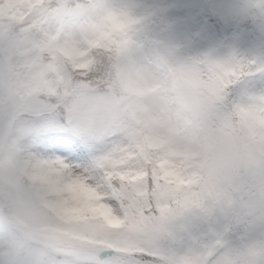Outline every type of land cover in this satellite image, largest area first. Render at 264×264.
<instances>
[{
	"label": "snow or ice",
	"instance_id": "1",
	"mask_svg": "<svg viewBox=\"0 0 264 264\" xmlns=\"http://www.w3.org/2000/svg\"><path fill=\"white\" fill-rule=\"evenodd\" d=\"M111 2L128 23H140L135 5ZM203 61L226 108L250 128H264V61ZM32 150L64 158L55 173L38 170L22 198V211L48 242L42 264H264V227L240 239L227 229L196 233V218L231 204V188L154 159L116 132L99 142L49 133ZM254 223L264 225V217Z\"/></svg>",
	"mask_w": 264,
	"mask_h": 264
},
{
	"label": "rangeland",
	"instance_id": "2",
	"mask_svg": "<svg viewBox=\"0 0 264 264\" xmlns=\"http://www.w3.org/2000/svg\"><path fill=\"white\" fill-rule=\"evenodd\" d=\"M193 1L195 0H122L124 3L135 5V15L140 18L137 26L128 23L119 14L120 9L111 0H99V5H95L96 8L100 7V13L95 12V21L69 22L60 16L62 24L56 39L57 45L74 65H84L81 60L89 51L88 38L94 34L95 30L103 33L110 31L117 36L120 48L116 69L118 81L124 92V100L114 94L90 92L83 85L82 91L77 95L78 98L74 96L71 101V117L66 120V122L69 121L68 123L53 116L47 122L43 121L40 124L41 129H37L33 122L23 121L22 137L24 138L19 146L18 163L31 184L37 172V160L41 159L46 163L49 173H55L56 169L64 165V158L45 157L32 150L36 138L42 135L49 133L72 135L67 130L72 128L76 131L96 132L101 135L100 141L108 132H116L123 139L134 142L132 137L142 133L148 146L155 150V159L174 161L201 178L209 173L213 184L233 190L230 205L213 209L206 218L195 219L198 235L207 236L214 231L227 229L231 236L240 239L259 232L264 227L254 223L255 219L264 217V182L262 184L259 182L255 191L247 199L253 213L248 230L238 235L231 234L233 225L241 222L244 211L247 209L242 196L244 190L240 185L238 186L239 181L232 174L231 166H211L208 163L200 146L211 124L194 116L206 117L210 107L215 103L206 96L198 95L195 87L199 81L192 68L185 66L183 81L179 79L178 74L170 66L172 56L160 48V40L157 38V34H162L161 31L168 28L170 31H167L176 39L184 34L189 35L190 30L196 29L198 36L193 39L196 51L205 52L212 60L224 61L235 57L237 45L242 43L243 51L249 52L254 57L250 60L264 61V51L260 46L257 47V45H264V0H214L226 6H231L233 2L239 3L245 8L258 11L252 19L255 27L243 29L237 37L239 42L233 45L225 44L217 37L211 39L205 36L206 31L198 27L202 19L188 8ZM162 14L165 15L164 19H167L166 27L160 20ZM101 23L102 25H99ZM250 33L253 35L250 36ZM255 40L257 44L254 43ZM29 42L30 39L8 40L0 33V90L1 95H10V100L12 97L11 74L6 62L7 50H4L3 45L9 48V52L12 50L20 52V45L25 44L24 55L33 60L36 54L29 48ZM246 59L249 57L246 56ZM173 94L192 107L187 106L188 109H195V114L182 121L176 120L169 112ZM39 102L36 98L32 104L38 108L42 106ZM123 108L127 109L129 120L123 118ZM10 110H12L10 104L5 103L4 108H1V116L6 118ZM111 125H115V129H111ZM1 126L8 129L6 134L11 128L4 117H2ZM257 152L260 155L264 154V136L258 143ZM70 167L74 171L78 165H70ZM213 175H217V179H214ZM14 232L12 224L0 216V258L12 251ZM40 252L39 248L29 255L20 256L18 262L42 264V261L34 260V256Z\"/></svg>",
	"mask_w": 264,
	"mask_h": 264
},
{
	"label": "trees",
	"instance_id": "3",
	"mask_svg": "<svg viewBox=\"0 0 264 264\" xmlns=\"http://www.w3.org/2000/svg\"><path fill=\"white\" fill-rule=\"evenodd\" d=\"M97 4L99 5V0H0V33L8 40L30 39L28 46L36 54L32 60L24 55L25 44L20 45V52L14 50L9 52V48L3 45L4 50H7L6 62L11 74L12 97L10 100V95H1L0 90V216L12 224L15 232L12 251L0 258V261L16 262L18 257L29 255L40 248L41 252L34 256V260L41 262L47 248L45 244L47 241L43 240L33 227V218L22 211L23 195L32 185L22 173L18 163L19 146L24 138L22 122H33L37 129H41L40 124L43 121L47 122L53 116L66 122L71 117V101L74 96L78 98L77 95L82 91L83 85L90 92L114 94L124 100V92L118 81L116 69L120 48L116 35L110 31L103 33L95 30L88 38L90 48L81 60L84 64L82 66L71 63L57 47L56 39L62 24L60 16L69 22L95 21V12L100 13V7H95ZM188 8L202 19L198 27L206 31V37L211 39L217 37L228 45L239 42L237 37L243 29L255 27L252 19L258 12L256 9L245 8L239 3L233 2L231 6H226L214 0H195L188 5ZM164 16L160 15V20L166 27L167 19H164ZM167 30L170 31V28ZM167 30H162V34H157V38L160 40V48L173 58L170 60L171 68L181 81H183V71L186 70L185 66L192 68L199 81L195 87L198 95L206 96L215 103L210 107L206 117L194 115L195 109H188L191 106L186 105L187 102L173 94L170 114L178 121L187 119L193 114L203 122L211 124L210 130L249 140L254 146L255 155L259 156L257 146L264 136V128H250L234 112L226 108L211 69L203 61L207 54L196 51L193 41L198 36L196 29L190 30L189 35L179 36L178 39ZM259 46L264 51V45H257L258 48ZM246 56L249 59H246ZM235 58L250 60L254 57L249 52L243 51L242 43H238ZM36 98L42 105L38 108L32 104ZM5 103L10 104L12 108L10 113L6 114V118L1 116V108H4ZM122 110L123 118L129 120L127 109ZM2 117L11 127L7 134L5 132L8 129L1 126ZM110 128L115 129V125H111ZM67 130L77 138L100 141L101 135L96 132L76 131L72 128ZM132 140L139 143L144 152L154 158L155 150L148 146L142 133L132 137ZM36 164L37 171L48 172L46 163L41 159L37 160ZM231 171L247 197L242 194L247 206L243 219L239 224L233 225L231 230L232 235H238L246 232L250 226L253 213L247 199L255 191L258 183L264 182V167L252 166L244 169L231 166ZM209 175V173L203 175V179L211 182L212 178L210 179ZM213 176L217 179V175Z\"/></svg>",
	"mask_w": 264,
	"mask_h": 264
},
{
	"label": "clouds",
	"instance_id": "4",
	"mask_svg": "<svg viewBox=\"0 0 264 264\" xmlns=\"http://www.w3.org/2000/svg\"><path fill=\"white\" fill-rule=\"evenodd\" d=\"M200 148L211 166L229 165L244 169L264 167V154L256 156L249 140L220 131H207Z\"/></svg>",
	"mask_w": 264,
	"mask_h": 264
}]
</instances>
